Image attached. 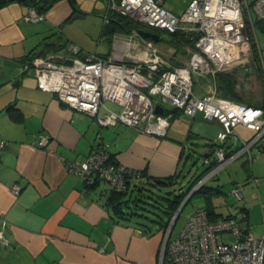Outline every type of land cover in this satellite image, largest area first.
Here are the masks:
<instances>
[{
    "label": "crops",
    "instance_id": "obj_1",
    "mask_svg": "<svg viewBox=\"0 0 264 264\" xmlns=\"http://www.w3.org/2000/svg\"><path fill=\"white\" fill-rule=\"evenodd\" d=\"M2 1L0 231L10 241V246L0 247V264H158L164 236L172 220L165 230L147 220L145 223L152 227L147 230L135 217L122 219L114 207L118 197L110 185L100 181L93 187H84L77 175L68 172L67 163L82 161L99 133L102 142L109 145L111 159L130 173L131 187L146 178L156 181L174 179L181 192L185 190L182 183L188 162L186 153L193 150L192 142L199 139L200 132L194 131V122L202 120L210 125H220L202 119L200 114L186 118L181 111L169 106L163 108L169 116L164 137L145 135L121 124L99 127L92 118L63 104L55 94L41 91L33 73L22 69L35 55L55 54L64 51L68 44L82 45L74 42L75 37L69 30L66 38L61 36V27L66 28L75 13L84 15L74 8V0H53L47 12L44 11L47 3L43 2L42 12L46 19L38 23L23 20L30 8L24 2ZM111 34L108 57L116 33ZM229 74L234 79V93L242 103L248 104V90L256 93L260 88L256 70L244 73L237 68ZM212 89L224 97L220 95L215 76H195L194 91L198 96ZM108 110L117 112L104 103L98 116ZM174 120L180 124L179 129L172 126ZM186 121L189 123L187 132ZM235 130L236 138L232 135L227 141V153L237 150L244 139L253 135L241 125ZM42 136L48 140L43 146L38 144ZM207 157L210 155L204 154V158ZM240 158H243L241 167L252 175V161L245 154L226 166ZM253 179L257 178L252 176L250 181L257 187L260 180L255 183ZM15 184L20 186L16 195L11 193ZM216 193L208 190L198 194L207 200ZM192 196L182 209L190 203ZM207 203L213 220L236 216L230 211L221 214L212 210V199ZM121 206L125 209L124 205ZM191 209L193 207L185 219ZM241 225L249 227L246 221Z\"/></svg>",
    "mask_w": 264,
    "mask_h": 264
},
{
    "label": "built area",
    "instance_id": "obj_2",
    "mask_svg": "<svg viewBox=\"0 0 264 264\" xmlns=\"http://www.w3.org/2000/svg\"><path fill=\"white\" fill-rule=\"evenodd\" d=\"M35 1L36 6L30 7L23 17L25 22L46 19L42 12L43 0ZM163 3L164 0H106L107 11L143 29L193 34L196 55L191 67H169L158 55L153 59H125L122 55L102 58L68 44L64 51L35 55L22 69L33 73L41 91L55 94L63 104L92 118L101 128L121 124L145 135L164 137L169 116L156 114L155 107L160 105L153 100L156 96L186 118L200 114L206 121L218 122L221 131L214 144V156L204 158V164L210 169L194 185L190 192L194 193L243 154L249 161L254 155H264V105L237 103L219 96L215 89L198 96L194 91L195 76L214 77L218 72L237 68L248 72L252 70L253 46L259 58L260 52L246 0H190L179 16L164 9ZM252 8L256 18L264 20V0H254ZM131 35L140 37L138 31H132ZM147 42L146 51L156 53L153 42ZM260 63L264 66L261 59ZM105 102L121 107V111L108 110L98 116ZM239 125L253 135L243 140L237 150L227 153V141ZM47 141L42 136L38 144L43 146ZM67 170L77 175L84 187L105 181L119 193L127 189L130 176L111 159L109 145L102 142L99 133L89 155L82 161L68 162ZM243 189V185H234L229 196L239 201ZM19 190L18 184L11 187L14 195ZM246 219L247 214L241 210L237 216L209 221L204 210L194 207L173 237L169 232L171 221L164 236L160 264H264V218L259 238L241 225ZM8 246L10 241L0 231V247Z\"/></svg>",
    "mask_w": 264,
    "mask_h": 264
},
{
    "label": "rangeland",
    "instance_id": "obj_3",
    "mask_svg": "<svg viewBox=\"0 0 264 264\" xmlns=\"http://www.w3.org/2000/svg\"><path fill=\"white\" fill-rule=\"evenodd\" d=\"M189 1L190 0H164L163 8L171 12L173 15L179 16L185 10ZM246 1L250 6V14L252 18L254 35L260 52V59L262 64H264V20L258 21V19L256 18L252 8V2L254 0ZM73 2L74 8L83 12L84 15L81 18L70 20L69 23L65 25L66 28L63 29V27H61L62 38H66L65 36H67V31L69 30L71 35L75 37L74 42H79L80 44H82L77 45L78 47L86 52H95L97 55L102 56V58H107L113 34L103 33L105 25L103 18L107 12L106 1L74 0ZM115 33L116 34L114 35L115 37L113 38V42L111 45L110 56L117 57L122 55L125 59H153L154 55H158L161 59L165 60L169 67H191V65L195 61L196 51L194 47H191L181 41L171 39L165 32H161L163 40L161 42L153 43L152 45L156 50V53H152V51H146V44L148 43V40L145 42V44L141 40V37H131V33H125L120 27H117ZM251 64L252 70H254L255 66L253 60ZM252 70L250 71L252 72ZM250 71L248 72L250 73ZM248 72L244 71V73ZM260 82V88H258L256 93L248 90V104L264 105V74H261ZM198 83H201L200 79H198ZM240 83L242 82L240 81ZM153 100L158 102L162 106V109L169 108V105L163 102L159 96L154 97ZM105 103L108 106L113 107L117 111L116 113H119L121 111V107L117 105L115 107L111 105L110 102ZM172 122V126L179 129L180 124H178L177 120H174ZM185 125H187L185 128V131L187 132L189 127L188 121L185 122ZM193 129L195 132L200 133L199 139L192 142L193 150L186 153L188 162L183 171V176H185V179L182 178L184 179V182L182 184L184 186L194 175L198 176L206 171L207 165L204 164V154H209L210 157L214 156V147H212L211 145L217 142V134L221 131L220 126L210 125L202 120L195 121L193 124ZM233 136L234 138H236V135ZM242 161L243 158L237 159L229 166L222 168L216 175L212 176L205 182L202 190H204L203 192L208 191L209 188L218 190V193L213 194L211 198V208L212 210L214 209L215 212L228 214V211H230L237 216L240 209H244L245 211H243L247 214L246 223L249 226L248 228L254 233L255 237L259 238L261 235L262 218H264V155H256L252 159V175L250 174L249 170H244L241 167ZM206 175L207 174H205L202 178H204ZM252 176L260 180V183L257 187L250 182ZM236 184L243 185V187L245 188L243 191V199H241L240 201H236L229 196L230 189ZM166 190L174 194H178L180 189L178 185H174L172 188H168ZM164 192L165 191L163 190H161L160 192L157 191V194L164 195ZM186 196L184 197V199L186 198ZM190 206L193 208L196 206L207 207L208 203L207 200L201 196V194H196L195 197H193V199L190 201V203H188L179 212L178 219L172 230V237L175 236L181 229L185 221V216L188 210L191 208ZM153 210L154 213H150V215H153L155 219L158 218L157 215L162 216L159 210ZM176 212L174 213V215L176 214ZM160 218L161 219L158 220H161L162 222L166 220V218H164L163 216Z\"/></svg>",
    "mask_w": 264,
    "mask_h": 264
},
{
    "label": "trees",
    "instance_id": "obj_4",
    "mask_svg": "<svg viewBox=\"0 0 264 264\" xmlns=\"http://www.w3.org/2000/svg\"><path fill=\"white\" fill-rule=\"evenodd\" d=\"M6 1H13V0H6ZM19 1L24 2L29 7L36 6L35 0H19ZM2 2H5V1L3 0ZM0 3H1V0H0ZM42 9H43V6H42ZM110 18H111V20H110L109 24H111L113 27L112 33L116 32L117 27H120L122 29V31H124L125 33H131L132 31H138L139 29H143V26H141V25H139V24H137V23H135L129 19H126V18L118 15L115 12L111 13ZM261 20L258 19V21H261ZM152 31L159 35V40L157 42H161L163 40L161 32H165V31L153 30V29H152ZM165 33H167L168 37H170L173 40L181 41L185 44H188L191 47H194L195 37L193 34H190V33H187V32L181 31V30L176 31L174 33H168V32H165ZM157 42H155V43H157ZM31 59H29L28 61L30 62ZM253 62H254L256 73L258 74V77H260L261 74H264V70H262V69H264V66H261L259 55H258L257 50L255 49L254 46H253ZM232 77L233 76H231L229 74V72H218L215 75V78H216V80H218V85H219V88L221 90L220 95H222V96H224V98L230 99L234 102L242 103L240 101L238 95L236 93H234V90H233L234 79ZM166 112L167 111L164 110L163 114L166 115ZM212 146H214V144H212ZM254 156H256V155H254ZM209 169H210V167H207L206 171L203 172V174L195 176V178L193 180H191L188 184L185 185V190L179 192L178 194H174V193L166 190L168 188H172L175 185L174 179H171L168 181H156V180L146 178V179H144V182H139V183H137L131 187L129 185V183H130L129 180L131 178L129 177L130 179L128 178L129 180L126 183L127 189L124 192L119 193V192H115V191L111 190L118 197L116 199L117 202L114 205V207L117 210L118 216H120L124 220H130V219H132V217H135L136 220H139L138 224L140 226L143 225L147 230H152V227L145 223L147 220L149 222L157 223L161 228H163V230H165L166 227L168 226V224L170 223L171 219H173L172 217H173L174 213L176 212V210L178 209L181 202L183 201L184 197L186 195H188L189 192H191L194 185L203 177V175ZM202 188L203 187L198 189L196 192H194V194L196 195L198 193H204L203 192L204 190H202ZM161 190L165 191L164 195L157 194V191L160 192ZM209 190L218 192V190H213L210 188H209ZM207 195L210 196V194H207ZM210 199H211L210 197H207V201L210 202ZM242 199H243V195H242ZM121 205H124L125 209H122ZM198 208L202 209L206 212V215H207L209 221H217V220H213L211 218L212 213L209 212V209H208L209 206H207V207L202 206V207H198ZM153 209L159 210L160 213L162 214V216L164 218H166V220L163 222L161 220H158V219H161L160 218V217H162L161 215L155 214L158 217L156 219L153 217V215H150V213L151 214L154 213ZM241 210H244V209H240V211ZM178 216H177L176 220L174 221V223H176ZM228 217H234V216H228ZM228 217H224L222 219H225ZM218 220H221V219H218ZM172 230H173V226L171 229V233H172Z\"/></svg>",
    "mask_w": 264,
    "mask_h": 264
},
{
    "label": "water",
    "instance_id": "obj_5",
    "mask_svg": "<svg viewBox=\"0 0 264 264\" xmlns=\"http://www.w3.org/2000/svg\"><path fill=\"white\" fill-rule=\"evenodd\" d=\"M43 2L47 3V6L44 8V11H48L52 5H53V0H43ZM82 15L80 13H75L72 16V20L76 19V18H81ZM113 32V27L111 24L107 23L104 25V29H103V33L104 34H109ZM138 34L140 35L141 38L146 39V40H150L152 42H157L159 40V35L157 33L151 32L149 30L146 29H139L138 30ZM155 112L158 115H162L163 114V109L162 107H160L159 105H157L155 107ZM194 193H189V195L183 200L182 204L180 205L179 209L177 210L176 214L179 213L182 209V207L186 204V202L188 201V199L193 195ZM170 232V231H169Z\"/></svg>",
    "mask_w": 264,
    "mask_h": 264
},
{
    "label": "flooded vegetation",
    "instance_id": "obj_6",
    "mask_svg": "<svg viewBox=\"0 0 264 264\" xmlns=\"http://www.w3.org/2000/svg\"><path fill=\"white\" fill-rule=\"evenodd\" d=\"M111 13H114V12H113V11H107V12H106L104 18H106V20H107L108 22H105V20H104V23H105V24H107V23L110 22V20H111V18H110V17H111ZM104 18H103V19H104ZM151 32H153V31H151ZM153 43H155V42H153Z\"/></svg>",
    "mask_w": 264,
    "mask_h": 264
},
{
    "label": "bare ground",
    "instance_id": "obj_7",
    "mask_svg": "<svg viewBox=\"0 0 264 264\" xmlns=\"http://www.w3.org/2000/svg\"><path fill=\"white\" fill-rule=\"evenodd\" d=\"M227 99V98H226ZM230 100V99H229ZM179 215V213H177V215H175L174 217H173V219H172V223H171V225H170V232H171V227L173 226V224H174V221L176 220V218H177V216ZM163 243H164V240H163ZM163 243H162V246H163ZM162 248V247H161ZM158 264H160V259H159V263Z\"/></svg>",
    "mask_w": 264,
    "mask_h": 264
}]
</instances>
